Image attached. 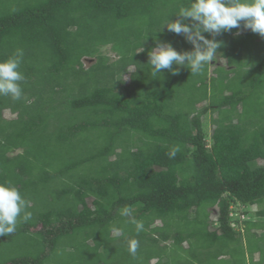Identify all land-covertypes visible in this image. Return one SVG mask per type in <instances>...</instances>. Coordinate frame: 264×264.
<instances>
[{"label":"trees","instance_id":"1","mask_svg":"<svg viewBox=\"0 0 264 264\" xmlns=\"http://www.w3.org/2000/svg\"><path fill=\"white\" fill-rule=\"evenodd\" d=\"M188 3L0 0V61L22 48L25 77L20 100L0 96V184L18 188L34 212L0 237V247L21 242L32 256L0 253V264L54 255L62 264H264V55L242 71L245 89L220 86L208 66L153 77V38L177 48L180 36L158 31ZM237 32L216 37L231 41L217 50L230 69L218 73L234 75L246 48L264 45ZM105 46L117 61L99 54ZM85 57H96L87 69ZM208 113L217 118L206 138ZM125 206L142 231L120 215Z\"/></svg>","mask_w":264,"mask_h":264},{"label":"clouds","instance_id":"2","mask_svg":"<svg viewBox=\"0 0 264 264\" xmlns=\"http://www.w3.org/2000/svg\"><path fill=\"white\" fill-rule=\"evenodd\" d=\"M172 16L176 19L170 21L167 18L158 32L166 29L182 37L192 46V50L177 51L171 43L153 38L155 46L147 53V65L151 67L153 77L160 75L161 70L178 75L180 68L188 69L193 75L201 74L208 64L216 60L217 50L222 46L216 37L233 29L238 30L237 35L242 29L264 38V0H189L187 7H181ZM142 51L143 48L139 52ZM23 56V49L16 48L8 59L0 61V96L14 101L22 98L21 83L25 77L20 67ZM175 153L176 150H173L170 155L174 157ZM28 204L29 201L22 197L18 188L0 184V237L13 234L18 222L26 223L31 219L32 214L26 211ZM120 215L128 217L137 232L143 230V223L133 217L129 206L123 207ZM240 218L243 221L245 216L241 215ZM112 232L119 237L122 229L113 227ZM138 246L137 240H131L128 248L130 254L135 255Z\"/></svg>","mask_w":264,"mask_h":264},{"label":"rangeland","instance_id":"3","mask_svg":"<svg viewBox=\"0 0 264 264\" xmlns=\"http://www.w3.org/2000/svg\"><path fill=\"white\" fill-rule=\"evenodd\" d=\"M223 38L220 39V42H222L223 49L228 52V50L231 47L230 46L231 41H226V39H223ZM177 42L178 43H175V42L173 43V44L178 45L177 48H175L177 51H191L192 50V46L190 44L186 43L182 39V37H180L177 40ZM241 42L242 41H239V45L241 44ZM237 43H238L237 41H234L231 43V45H233V47H235L236 45H238ZM248 47L249 48L248 49L246 48L244 54L242 56L240 55L238 60L236 59L237 64L241 65V68H240V70L237 69L235 71L234 75L228 74L226 72L230 69V67L227 64V61L224 58L220 57V55L217 53L216 60H214L213 62H211L210 64L207 65L208 66L207 67V76L213 77L215 79H220L223 77V80L220 82L221 83L220 86H222L223 83L229 82L228 84L231 85L232 87L235 86L236 84H237V87H240L242 84L244 86V89H245V87H247L248 84H246L245 81L243 80L244 74L242 71L250 69V67L261 57V55H264V51H262V50H264L263 49L264 45H261L260 47H257V46L256 47L248 46ZM243 50L241 51V53H243ZM99 54L106 56L108 58L109 63H113V62L117 61V59H118L117 54L112 52L109 49V46L99 48ZM233 58H235V56H233ZM95 61H96V57H85L82 59V63H83V66L85 69H87L93 63H95ZM217 67L224 68L226 70L225 73H218L216 71ZM132 70H133V68L130 67L128 69V71L122 75V78L119 77L120 79H122L124 84L130 83V72ZM163 71L165 72L166 70H163ZM140 77H142V76L139 74L134 76V78H137L139 80L141 79ZM220 86H219V88H220ZM226 94H227V92H226ZM3 117L5 119H11V118H13V114H11L8 110H4L3 111ZM216 118H217L216 114H209V113L206 114L204 117H202L201 124H202V128L204 130L206 138H208L211 134V131L213 128L212 120L213 119L216 120ZM257 208H258L257 206H252L249 208L250 215L248 216V218L253 219V220L257 219L256 217H254V212L257 210ZM240 210L241 209L238 208V205H235L232 207V213H233L234 219L242 220L240 218L241 217ZM28 212H30L32 214L31 215V219H32L34 217V212L33 211L32 212L28 211ZM22 245L23 244L21 242L16 243V244L10 243V242L6 243L5 245H3V247H0L1 256L2 255L3 256L4 255H7V256H22V255L32 256L31 253H32L33 249L31 247L29 249L25 248ZM34 254H35V249H34ZM62 261H63V259L59 258L57 255H54V256L50 257L45 263L46 264H62L61 263ZM223 262H226V261H221L220 264H224Z\"/></svg>","mask_w":264,"mask_h":264}]
</instances>
